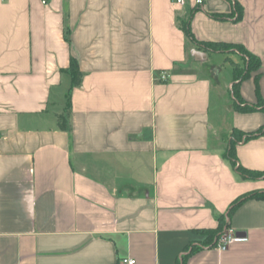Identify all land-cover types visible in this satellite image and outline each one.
I'll use <instances>...</instances> for the list:
<instances>
[{
    "label": "crops",
    "instance_id": "0c3cea01",
    "mask_svg": "<svg viewBox=\"0 0 264 264\" xmlns=\"http://www.w3.org/2000/svg\"><path fill=\"white\" fill-rule=\"evenodd\" d=\"M188 19L198 42L260 60L239 93L257 104L258 81L264 100V0H0V264H264V200L230 213L264 176L227 156L264 110L226 103L242 58L199 49ZM212 56L234 66L229 83ZM72 57L83 79L62 131ZM236 157L264 173V135ZM227 230L247 241L220 249Z\"/></svg>",
    "mask_w": 264,
    "mask_h": 264
},
{
    "label": "trees",
    "instance_id": "16d2710c",
    "mask_svg": "<svg viewBox=\"0 0 264 264\" xmlns=\"http://www.w3.org/2000/svg\"><path fill=\"white\" fill-rule=\"evenodd\" d=\"M235 8H236V11L238 12L239 16L237 19L239 20L241 19L242 11H241V8L238 6V4H236ZM212 17L216 19H223V16H220V15H212ZM180 27L185 33L188 40H190L193 44H195L199 49H203L205 51H209L213 53H217V52L219 53H227V52L239 53L244 62V67L242 68V70H240L237 67L234 68V84L231 89L234 107L237 111H240L243 113H253L258 110H264V100L262 99L260 95V87H259L258 81H256V93L258 97L257 104H250V103L244 102V100L241 98L240 93H239L240 83L249 79L252 73L258 71L261 68V62L258 58L250 54L243 46H240V45L198 42L194 38V35L191 32L190 19H188L185 22H181ZM63 73L68 75L71 78L72 84H71L70 91L68 93L66 109L62 114L57 115V119H58L59 128L62 131H69L71 129L70 116H71V111H72L71 92L74 88L79 87L82 84L83 73L80 71L78 62L73 57L70 60L69 68L63 71ZM263 135H264V128L258 130L257 132L249 133V134H244L238 131H234L232 134V140L230 142V147L228 149L227 156H228V159L231 161L233 167L235 168L236 172L244 179H251V180L260 179L264 176V173L250 171L245 168H242L241 166H238L237 157H236V145L242 141L243 137H245V140H247V139H252V138L263 136ZM248 199L264 200V192H254V193L248 194L242 197L241 199L237 200L233 204L230 210V213L234 211L235 209H237L243 202H245Z\"/></svg>",
    "mask_w": 264,
    "mask_h": 264
},
{
    "label": "built area",
    "instance_id": "2783aa9c",
    "mask_svg": "<svg viewBox=\"0 0 264 264\" xmlns=\"http://www.w3.org/2000/svg\"><path fill=\"white\" fill-rule=\"evenodd\" d=\"M176 4L184 6L187 0H174ZM205 0H196V4L200 7L204 5ZM168 75L166 73H162V79L166 80ZM247 239L236 235L232 230L225 231L217 240V244L220 249L226 250L231 244L246 242ZM118 264H137V261L133 258L127 257L123 258L119 261Z\"/></svg>",
    "mask_w": 264,
    "mask_h": 264
},
{
    "label": "rangeland",
    "instance_id": "374dc122",
    "mask_svg": "<svg viewBox=\"0 0 264 264\" xmlns=\"http://www.w3.org/2000/svg\"><path fill=\"white\" fill-rule=\"evenodd\" d=\"M211 60H212V63H216V64L221 63V65H222L221 66L222 67L221 80L222 81L226 80V82L229 83L232 80L234 66L229 62L226 64H225V62H220V60H221L220 57L212 56ZM232 60H234V62H235L234 63L235 68L237 67L240 70H242V68L244 67V62L238 56H232ZM225 98H226L227 104H231L233 102L231 89H230V91H226Z\"/></svg>",
    "mask_w": 264,
    "mask_h": 264
},
{
    "label": "water",
    "instance_id": "95a60500",
    "mask_svg": "<svg viewBox=\"0 0 264 264\" xmlns=\"http://www.w3.org/2000/svg\"><path fill=\"white\" fill-rule=\"evenodd\" d=\"M192 55L195 58L199 59V60H204L206 58V54L205 53L200 52V51H197V50L193 51L192 52Z\"/></svg>",
    "mask_w": 264,
    "mask_h": 264
}]
</instances>
